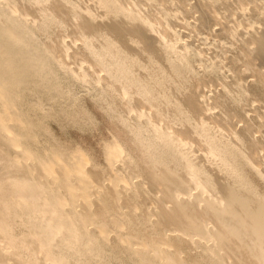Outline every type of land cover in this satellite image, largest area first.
Segmentation results:
<instances>
[{
    "label": "bare ground",
    "instance_id": "1",
    "mask_svg": "<svg viewBox=\"0 0 264 264\" xmlns=\"http://www.w3.org/2000/svg\"><path fill=\"white\" fill-rule=\"evenodd\" d=\"M0 264H264V0H0Z\"/></svg>",
    "mask_w": 264,
    "mask_h": 264
},
{
    "label": "rangeland",
    "instance_id": "2",
    "mask_svg": "<svg viewBox=\"0 0 264 264\" xmlns=\"http://www.w3.org/2000/svg\"><path fill=\"white\" fill-rule=\"evenodd\" d=\"M80 94L86 95V97H85L86 104L88 105L89 109L95 113V115L98 119L100 129L104 130V120L105 119L103 117V111L99 107H94V102L90 99V96L86 92L81 91ZM52 124L56 128V130L59 134H61L62 136H65V135H63L62 129L59 127V125L56 122L53 121ZM90 128H92V127H90ZM90 128L89 129L88 128L79 129V128H77L76 125H72V124L71 125L68 124V126H67V129L72 132L73 136L76 139H78L80 141L85 140L88 144H90V146L95 148L96 155H99L100 151L98 148V134H97V131L92 130L93 128L92 129H90ZM245 169L251 173V169L247 163H245ZM258 181L262 182L260 179Z\"/></svg>",
    "mask_w": 264,
    "mask_h": 264
}]
</instances>
